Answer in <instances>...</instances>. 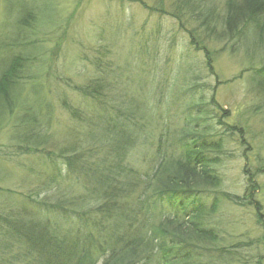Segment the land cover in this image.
Segmentation results:
<instances>
[{
	"label": "rangeland",
	"instance_id": "rangeland-1",
	"mask_svg": "<svg viewBox=\"0 0 264 264\" xmlns=\"http://www.w3.org/2000/svg\"><path fill=\"white\" fill-rule=\"evenodd\" d=\"M204 1L0 0V68L14 54L28 56L24 75L32 77L28 82L36 84L35 94L26 85L22 96L37 115H50L53 142L78 147L71 154L92 168L112 158V149L121 145L126 162L142 173L156 164L162 130L169 150L181 135L214 133L221 182L203 199L207 205L216 201L209 222L218 240L198 248L195 260L264 264V228L247 203L250 182L257 186L255 200L264 210V85L256 83L264 82V57L260 48L247 52L224 36L220 24L226 0ZM21 7L32 8L38 19L28 28L16 23ZM190 38L206 42L216 76ZM94 85V92L86 89ZM112 117L134 118L142 130L139 138L131 133L120 143L107 135L103 124ZM11 131V122L0 128V264H44L17 257L21 251L4 244V225L26 217L22 205L31 214V197L43 195L42 188L58 192L48 197L50 203L75 197L91 205L97 198L93 193L86 197L88 184L82 179L57 177L62 162L54 157L57 149L47 147L48 156L21 154L10 140ZM243 198L245 205L238 204ZM40 213L54 220V214ZM136 261L132 254L128 264Z\"/></svg>",
	"mask_w": 264,
	"mask_h": 264
},
{
	"label": "trees",
	"instance_id": "trees-1",
	"mask_svg": "<svg viewBox=\"0 0 264 264\" xmlns=\"http://www.w3.org/2000/svg\"><path fill=\"white\" fill-rule=\"evenodd\" d=\"M23 7L16 23L20 28H28L38 19L32 8ZM222 17L220 25L227 39L239 47L244 45L247 52L260 48L258 51L264 57V0H226ZM201 38L207 39L204 35ZM189 42L195 51L204 53L210 75L216 76L211 66L214 54L206 48V42L192 38ZM27 58L14 54L6 58L0 68V128L11 122L10 140L22 150L21 154L48 156L47 147L57 149L54 157L62 160L56 166L57 177L82 179L88 184L86 197L95 194L97 203L94 200L91 205H82V200L79 202L75 197L50 203L48 197L58 192H54L53 187L42 188L43 195L35 193L31 197V214H26L28 207L22 205L26 217L17 216L14 222L4 225L1 233L4 244H14L22 254L17 257L44 260V264H128L132 254L136 264H197L196 250L218 240L209 222L216 201L213 199L207 205L203 199L221 182L216 168L218 156L213 155L220 144L214 139V133L181 135L176 139L177 147L169 150L165 147L168 141L162 130L156 140V164L142 173L126 162L127 155L124 157L121 145L112 149V158L92 168L71 154L77 152L78 147H61L53 142L50 115H37L35 107L22 96L26 85H30L35 94L36 84L28 82L32 77L24 75V68H30ZM259 82L264 85L256 80ZM95 87L86 89L94 92ZM200 109L198 106L197 112L202 114ZM103 126L105 133L113 135L120 143L131 133H135L134 139L139 138L142 131L134 118L112 117ZM136 182L140 184L134 189ZM254 185L248 184L251 193L248 192L247 200L251 202L243 198L238 204L250 203L264 228V210L257 205L254 196L257 186ZM40 211L54 214V220ZM103 252H107L105 257Z\"/></svg>",
	"mask_w": 264,
	"mask_h": 264
}]
</instances>
